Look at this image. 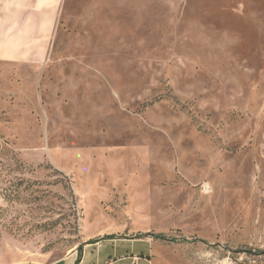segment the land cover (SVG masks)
Listing matches in <instances>:
<instances>
[{"label":"rangeland","instance_id":"374dc122","mask_svg":"<svg viewBox=\"0 0 264 264\" xmlns=\"http://www.w3.org/2000/svg\"><path fill=\"white\" fill-rule=\"evenodd\" d=\"M110 234L264 264V0H61L0 62V264Z\"/></svg>","mask_w":264,"mask_h":264},{"label":"crops","instance_id":"0c3cea01","mask_svg":"<svg viewBox=\"0 0 264 264\" xmlns=\"http://www.w3.org/2000/svg\"><path fill=\"white\" fill-rule=\"evenodd\" d=\"M61 0H0V62H40L50 44ZM155 241L113 237L86 240L53 259H22L7 264H156Z\"/></svg>","mask_w":264,"mask_h":264},{"label":"trees","instance_id":"16d2710c","mask_svg":"<svg viewBox=\"0 0 264 264\" xmlns=\"http://www.w3.org/2000/svg\"><path fill=\"white\" fill-rule=\"evenodd\" d=\"M113 237H115V236L113 234H110V235L105 236L104 238H113ZM80 254H81V252H80V249H79V256H78V258L80 257Z\"/></svg>","mask_w":264,"mask_h":264}]
</instances>
